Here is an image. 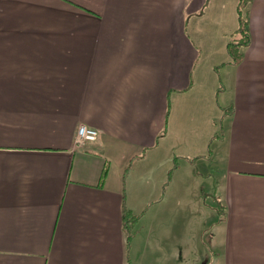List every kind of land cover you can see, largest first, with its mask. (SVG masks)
<instances>
[{
  "label": "crops",
  "instance_id": "crops-1",
  "mask_svg": "<svg viewBox=\"0 0 264 264\" xmlns=\"http://www.w3.org/2000/svg\"><path fill=\"white\" fill-rule=\"evenodd\" d=\"M239 5L0 0V264H129V216L178 197L177 158L195 157L223 189L205 232L195 188L182 255L264 264V0ZM80 123L98 135L76 147Z\"/></svg>",
  "mask_w": 264,
  "mask_h": 264
},
{
  "label": "rangeland",
  "instance_id": "rangeland-1",
  "mask_svg": "<svg viewBox=\"0 0 264 264\" xmlns=\"http://www.w3.org/2000/svg\"><path fill=\"white\" fill-rule=\"evenodd\" d=\"M203 22L205 21L202 20V23ZM208 22L209 27L221 31L211 21ZM235 35L236 34L232 35L230 41H234L233 39L236 38L234 37ZM225 72L226 70L224 69V73ZM218 74L219 76L222 75V67L219 68ZM219 102H224L221 95L219 96ZM216 121L215 137L220 135L221 132L220 119H217ZM214 145L215 143L211 144L209 148L213 146V149ZM207 152L209 153L210 151L208 150ZM177 160L180 161L179 169L181 171L177 179L180 184L179 189L181 194L176 192L178 197L168 198V192H166L167 194L165 193V198L160 203L155 201L144 211H141L138 214H133L134 216H129V224L127 226L129 236L137 235L139 233L142 237V240H140L142 243L139 248H136L138 249L136 253L131 254L129 264H193L187 261L186 257L182 254L185 252V249H187L186 246L189 245L188 238L185 236L189 233L185 231L189 228L186 221L189 223L195 221V215L193 213H195L196 210H199L195 209L199 200L205 203L203 208L206 214L202 216L203 214L198 211V220L200 221V216L203 218L206 217L209 223V225L207 223L205 224V232L210 231L212 226L213 229L215 227L214 222L218 220L217 218L219 214V205L216 195L217 193H221L220 190L223 189V184L219 181L214 170L218 167L213 166V169L212 166L209 165L206 167L207 170L211 172L209 175H205L203 178L201 176L192 177L193 170L195 172L198 171L199 173L202 171L200 158L195 157L193 159L189 158L188 160L187 158H177ZM190 161L193 162L191 163ZM197 186L199 187L197 189H199V191L201 190L202 193V197L199 198V200L197 194L194 193ZM159 207L164 208L165 210H172L169 215H165L163 227L159 226V220L163 218V215L159 217L157 214ZM190 208L192 209L191 211ZM184 212H186L187 218L186 215L183 214ZM213 217L214 220L211 221ZM199 221L197 224H199ZM170 224H172V226L169 227ZM178 226L179 229L180 227L185 229L182 232L184 235L183 239L180 237L181 229L179 232L177 231ZM178 249L180 250L179 254ZM197 264L202 263L198 262Z\"/></svg>",
  "mask_w": 264,
  "mask_h": 264
},
{
  "label": "trees",
  "instance_id": "trees-1",
  "mask_svg": "<svg viewBox=\"0 0 264 264\" xmlns=\"http://www.w3.org/2000/svg\"><path fill=\"white\" fill-rule=\"evenodd\" d=\"M248 0H240L239 8L240 10L243 9V7L246 5ZM241 12L239 11V14ZM239 32V33H238ZM237 34L240 35L241 41H239V38L236 37L233 40L235 41H229L228 43V50L229 54L231 56V62H237L240 57L239 47L244 46L248 43V33L246 31V20L242 17V13L239 17V29L237 30ZM238 35V36H239Z\"/></svg>",
  "mask_w": 264,
  "mask_h": 264
},
{
  "label": "built area",
  "instance_id": "built-area-1",
  "mask_svg": "<svg viewBox=\"0 0 264 264\" xmlns=\"http://www.w3.org/2000/svg\"><path fill=\"white\" fill-rule=\"evenodd\" d=\"M98 132L95 128L80 123L76 128L74 143L76 147L83 146L87 141H94Z\"/></svg>",
  "mask_w": 264,
  "mask_h": 264
}]
</instances>
